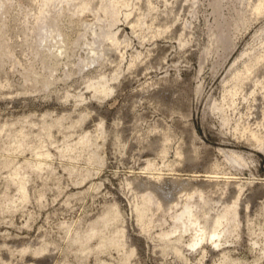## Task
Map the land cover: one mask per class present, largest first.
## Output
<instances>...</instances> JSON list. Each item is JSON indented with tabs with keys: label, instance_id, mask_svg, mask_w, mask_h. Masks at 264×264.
I'll return each mask as SVG.
<instances>
[{
	"label": "rangeland",
	"instance_id": "374dc122",
	"mask_svg": "<svg viewBox=\"0 0 264 264\" xmlns=\"http://www.w3.org/2000/svg\"><path fill=\"white\" fill-rule=\"evenodd\" d=\"M78 1L0 6V264H264V139L249 143L238 130L255 128L264 107L251 95L264 66L232 106H212L232 88L243 54L262 50L264 17L248 13L253 0H129L111 28L116 48L92 34L108 28L100 0H88L83 14ZM48 8L64 35L60 51L53 41L38 46L32 33L34 17ZM101 78L107 95L90 88ZM84 135L89 143L78 144ZM43 155L50 167L37 170ZM212 171L243 185L238 228L219 247L189 249L188 232L159 240L171 212L162 225L158 215L148 228L137 223L144 188H157L168 202L184 200L172 178ZM150 174L164 180L150 185ZM13 177H23L26 200ZM204 189L211 203L236 191ZM112 208L118 217L101 236L122 229L124 249L97 252L95 239L81 253L76 235Z\"/></svg>",
	"mask_w": 264,
	"mask_h": 264
},
{
	"label": "bare ground",
	"instance_id": "6f19581e",
	"mask_svg": "<svg viewBox=\"0 0 264 264\" xmlns=\"http://www.w3.org/2000/svg\"><path fill=\"white\" fill-rule=\"evenodd\" d=\"M0 1H1L0 6L1 7L3 5L5 6L4 3L7 0H0ZM56 1H59L60 4L62 2H65V0H41V2H44L47 6L54 4ZM99 2H100V6L98 8V11H101L104 19H106V22H108V28L101 30V32L98 35L94 34V32L92 34L97 36L102 43L104 41H110V46L116 48V46L118 45V40L116 38V33L111 31V28L113 29V27L118 22L119 7H123V8L128 7L130 2L129 0H100ZM147 2H149V0H147ZM74 7L75 10L83 14L84 12L90 10V2L88 0H82V1L80 0L77 3H75ZM248 7L250 11L248 13H251L255 18V20H257L259 17H264V0H253L252 3L248 4ZM49 11L50 8H48V12L46 13L40 10L39 13L34 17V21H33L34 23L32 24L33 25L32 33L34 34L35 39L38 42V46H41L43 43H48L50 41L52 43L53 41L54 43V45L52 44L53 47L57 48V51H60L62 49L60 44L65 41L64 35L57 27V24L54 21V19L49 17ZM98 11H96V14L94 16L95 20L100 18V17L98 18V14H97ZM239 13L241 12H238V14ZM127 17L128 15H125V18ZM237 18L239 17L237 16ZM241 21L242 20H240V22ZM236 22L237 21H235V23ZM244 22L245 21L243 20L242 23ZM263 31L262 33H264ZM260 36L257 35L258 38ZM259 41L260 40H258V42ZM261 44H263L261 45L262 47L257 46V48L258 47L262 48L261 51L256 53L253 52L254 54H246V53L243 54L244 56H247L246 60L242 62L239 68L235 69L230 74L232 75L231 78L232 88L230 90L228 89L226 90L223 88L224 94L222 92L223 94L222 101L219 105L213 104L212 106L214 109L223 108V105L224 106L227 105L229 107L232 106L233 103L231 102L232 97L234 98L239 94V92L241 93L244 85L247 84L249 86V84L251 83L250 81H252L250 80L251 77L252 76L254 77L255 73L258 74L259 72L258 67L264 66V41L263 43L261 42ZM92 45L93 44H91L90 51L91 53L94 52L96 53V51H94L95 50L94 47L92 48ZM93 46H95V44ZM243 55L238 57L236 60L238 59L240 60V58L243 57ZM51 73L52 72L50 71L49 72L50 76ZM263 80L264 77L259 76L255 81H253L254 82L253 86H255V89L252 90L251 87L252 90L251 95L253 96L254 99H255V95L257 94L264 99ZM105 85L106 83L104 82V79L101 78L97 83L91 85L90 88L93 89L94 91L100 89V91H102V94L107 95V93H110L111 91L106 92V89H104ZM250 85H252V83ZM244 99L245 97L243 98V100ZM259 112L260 113H259V117L257 118L255 128H250L248 127V125L241 126L240 124H239L240 127L238 128L242 138L244 137L247 142L252 144H260L264 139V107H262L261 111ZM225 123L226 120L224 119L223 124ZM88 143H89V139L87 135H84L78 141V144H82V145ZM14 145H16V143L13 144V147H15ZM23 146L24 144L17 143L16 149L17 150L21 149ZM12 149L14 150V148ZM228 154L229 155L228 157H226V159H228L229 162L236 165H240L239 160L241 159L239 156L235 155L234 153H228ZM47 159H48V155H45L42 159H39V161L37 162V170H40L42 166L50 167ZM150 167L151 165L148 163L147 168ZM14 176H18V173H15ZM149 176L150 177H146L145 179L148 181L150 185L151 182L159 183L164 180V178L160 176V174L157 175L150 174ZM13 178H17L18 191L21 194L20 197H22L23 200H26L23 177H13ZM171 181L177 186L176 190L180 194H184L185 199L182 200V198H180L168 202L163 198H157L156 192H159L157 188H147V189L144 188V190L142 191L143 193H141L140 201L134 206L137 223L141 227L148 228L154 222L153 219L155 215H158L160 217L161 219L160 225H162V223L165 221V216L167 215V212H171L169 213L171 219V227L169 228L168 231L160 232L157 235V238L159 240H164V239H168L170 236L175 235L178 232H180L181 234L188 232L190 233L188 239L189 241L187 243V248L189 249L200 248L203 244H211L215 248L219 247L221 245L222 239L225 238V236L232 235L236 232L238 228L237 217H238V207H239V195L243 187L241 183L242 181H240L239 178L227 177V174H224L222 172L220 173L218 171L215 172L212 171V172H207L204 177L203 176L199 177L195 175L190 177H176V178L173 177ZM220 186L221 187L232 186L236 188V191L234 195L230 198V201L218 200L217 202L211 203V201L205 199L204 188L206 189L210 187L216 188ZM117 217L118 214L116 212V209L112 208L110 211L107 212V214L102 216L93 225H91L89 230H87L82 234L76 233L77 235L75 242L78 243L79 245L80 248L79 251L81 253L91 252L89 248V244H90L89 242L95 239H97V243L95 245V250L97 252L99 251L101 253V251L103 252V250H107V249L109 250V248L115 249L118 252L123 250L124 244L122 240L124 236V231L122 229L114 231L111 234V236L107 238L101 236V232L105 231L109 226V224L115 221ZM180 241L181 238L179 237L177 239V242Z\"/></svg>",
	"mask_w": 264,
	"mask_h": 264
}]
</instances>
